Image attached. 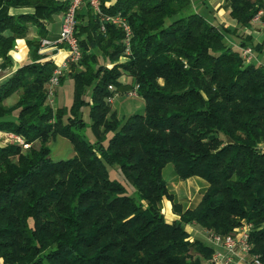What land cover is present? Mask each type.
Masks as SVG:
<instances>
[{
	"label": "trees",
	"instance_id": "1",
	"mask_svg": "<svg viewBox=\"0 0 264 264\" xmlns=\"http://www.w3.org/2000/svg\"><path fill=\"white\" fill-rule=\"evenodd\" d=\"M108 1L100 0L102 12L121 13L132 28L131 51L122 27L89 4L87 14L78 11L81 58L60 75V83L74 80L65 121V109L49 101L57 65L42 61L48 32L42 19L65 13L70 0H0V7L35 6L0 18V68L12 65L18 38L31 54L0 83V130L30 144L0 143V258L4 264H212L214 246L191 239L186 226L228 235L249 223L251 254L264 262V63L243 56L246 47L264 54V31L260 42L240 35L239 46L227 38L251 27L260 12L264 25V0H225L237 28H220L195 0ZM33 26L39 37L29 36ZM131 91L145 99V110L120 118L110 99ZM86 104L95 142L79 133L87 126ZM57 136L70 139L73 157L52 159L49 143ZM169 163L182 180L207 181L195 204L185 208L171 189L164 177ZM115 164L134 195L111 178ZM164 199L179 215L173 222Z\"/></svg>",
	"mask_w": 264,
	"mask_h": 264
},
{
	"label": "crops",
	"instance_id": "2",
	"mask_svg": "<svg viewBox=\"0 0 264 264\" xmlns=\"http://www.w3.org/2000/svg\"><path fill=\"white\" fill-rule=\"evenodd\" d=\"M60 1H67V0H60ZM116 1L117 0L108 1L107 6L113 5ZM194 6L197 10L201 11L211 22L215 23L220 28L238 27V22L231 15V9L226 7L225 0H206V1L195 0ZM34 11H35L34 5L10 6L7 4H3L0 7V18L9 14L17 15L21 13H32ZM87 11H88V4L85 3L81 6L80 12L82 14H87ZM63 20H64V12H60L54 15L52 21H47L46 19H42V21L46 24L48 29L47 35L42 39L47 38L52 41L56 40L60 35ZM259 23L257 21H253L251 27L242 28L245 32L244 35L254 36V40L256 42L258 41L260 42L262 41L260 39H263V30L260 31V29L263 28H261L262 25H259ZM234 35L235 34L233 35L227 34V38L232 44L239 46L240 42L234 39L233 37ZM29 36L39 37L38 28L36 26L32 27ZM41 52L45 54V58H43L42 61L52 59L57 66L65 62L69 55V50L65 45L62 44L46 45L41 49ZM9 54L12 57V65L7 69L4 70L0 69V83L3 82L6 78H8V76H10L13 72H15L19 67H21L26 63L31 62L30 48L25 38H18L16 42V46L10 51ZM255 55H256L255 57L258 58V60L261 63H264V54H259L258 52H255ZM0 143L5 144L3 142ZM196 183H198V186H202V188L206 187L207 185V183L204 180H200V179H196ZM175 194L177 195L176 192ZM178 200L183 204L185 208L191 206L190 204H186L185 202L181 201L179 198ZM163 207L165 211L164 213L165 217L169 218L171 222L179 218V215H177L173 211V204L170 200L164 199ZM186 230L189 232L191 239L198 238L204 240L212 244L215 249H220V246L218 244L209 241L208 235L203 230H201L197 224H188L186 226ZM0 263H3V260L1 258H0ZM236 264H252V262L248 256L240 252L236 257Z\"/></svg>",
	"mask_w": 264,
	"mask_h": 264
},
{
	"label": "rangeland",
	"instance_id": "3",
	"mask_svg": "<svg viewBox=\"0 0 264 264\" xmlns=\"http://www.w3.org/2000/svg\"><path fill=\"white\" fill-rule=\"evenodd\" d=\"M257 22L259 23V21ZM259 25H262L261 28H263L260 29V31H264V25L261 23H259ZM243 34H245L244 30L242 28H239L238 34H235L233 37L238 42H240V35ZM121 79L124 82L129 80L127 76H123ZM53 90L54 94L49 97V101L52 103L53 107L56 110H58L59 108L65 109L64 120L66 121L73 101L74 80L68 77L63 83L56 84L53 87ZM91 97V88H88L86 98L90 101ZM17 98L18 94L13 95L7 100V104L14 103ZM111 102L113 108L118 111L119 117L125 119H127L128 116L133 113H143L146 106V101L143 97H141L140 95L131 96L129 95V93L117 94ZM83 115L87 126L83 130H80L79 133L84 135L91 142H95L96 137L91 127L92 119L90 115L89 104H86L83 107ZM9 141L10 140L8 137V132L0 130V142L8 143ZM35 145L38 146L39 142H36ZM49 146L51 148V157L55 161L70 158L75 155L73 143L67 137L57 136L55 139H52L50 141ZM109 171L111 178L123 182L127 186L129 193L133 195L135 194V188L133 184L126 178L121 167L118 164L110 165ZM164 177L168 180L171 189L177 193V196L181 201L185 202L186 204L193 205L200 199L203 188L202 186H198V183H196V179L204 180L201 177L199 178L195 176L186 180H180L175 173V167L173 163H169L165 167ZM204 181L207 183L206 180ZM163 212L165 213L164 207ZM167 220L168 222H171L169 218H167ZM31 223H33L32 220Z\"/></svg>",
	"mask_w": 264,
	"mask_h": 264
},
{
	"label": "built area",
	"instance_id": "4",
	"mask_svg": "<svg viewBox=\"0 0 264 264\" xmlns=\"http://www.w3.org/2000/svg\"><path fill=\"white\" fill-rule=\"evenodd\" d=\"M85 3L92 6L97 13L102 14V17L105 20L111 21L125 30V43L127 45L126 51L127 53L131 51L130 41L132 37V28L127 22L126 18L121 13L104 14L101 10L100 0H70L69 6L64 13V20L59 37L54 41L49 40L47 38L42 39L41 49L49 44H62L65 45L69 50V55L66 61L57 66L53 76L50 79V97L54 94L53 87L56 84L60 83V75L62 74L64 69L68 68L69 62H78V60L81 58V49L79 44V38L77 37L76 26L78 11L80 10L81 6ZM261 14L262 12H260V14L254 19V21H260ZM103 29H105V26H103ZM243 56L246 58L247 61H252L255 58L253 49L251 47L244 48ZM129 95L136 96L137 92L131 91L129 92ZM110 101H113V98L110 99ZM8 137L9 140H15L22 144L24 147L30 146V144L26 143L25 139L18 134L8 132ZM261 147L264 150V143ZM252 228V224L246 223L242 226L235 228V230L228 235H220L216 233L208 235L209 241L220 246V249H215L214 254L211 258V263L236 264V257L240 252H242L251 259L252 264H264V262L257 255L251 254L252 244L250 242V233Z\"/></svg>",
	"mask_w": 264,
	"mask_h": 264
}]
</instances>
